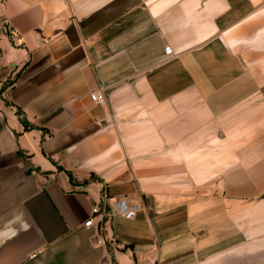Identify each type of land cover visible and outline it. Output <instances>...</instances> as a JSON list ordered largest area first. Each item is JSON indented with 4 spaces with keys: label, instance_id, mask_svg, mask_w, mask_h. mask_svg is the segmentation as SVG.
Returning <instances> with one entry per match:
<instances>
[{
    "label": "crops",
    "instance_id": "obj_1",
    "mask_svg": "<svg viewBox=\"0 0 264 264\" xmlns=\"http://www.w3.org/2000/svg\"><path fill=\"white\" fill-rule=\"evenodd\" d=\"M103 260L264 264V0H0V264Z\"/></svg>",
    "mask_w": 264,
    "mask_h": 264
},
{
    "label": "built area",
    "instance_id": "obj_2",
    "mask_svg": "<svg viewBox=\"0 0 264 264\" xmlns=\"http://www.w3.org/2000/svg\"><path fill=\"white\" fill-rule=\"evenodd\" d=\"M163 55L171 57L173 55L172 49L169 45L163 46ZM89 99L95 104H101L104 102V93L101 87H98L89 93ZM140 210V205L136 202H129L122 198L113 199L111 202L101 206V202H94L91 207V215L84 221L83 226L85 228H95L96 222L94 221L96 216L106 217H120L125 220H131L135 217L136 213ZM40 249H36L30 257L40 253Z\"/></svg>",
    "mask_w": 264,
    "mask_h": 264
},
{
    "label": "water",
    "instance_id": "obj_3",
    "mask_svg": "<svg viewBox=\"0 0 264 264\" xmlns=\"http://www.w3.org/2000/svg\"><path fill=\"white\" fill-rule=\"evenodd\" d=\"M101 264H106V263H105V260H103Z\"/></svg>",
    "mask_w": 264,
    "mask_h": 264
}]
</instances>
